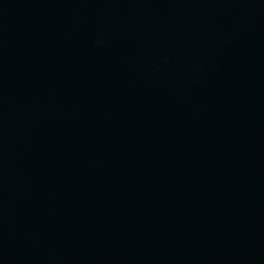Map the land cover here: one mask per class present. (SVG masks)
Listing matches in <instances>:
<instances>
[{"label": "water", "instance_id": "obj_1", "mask_svg": "<svg viewBox=\"0 0 264 264\" xmlns=\"http://www.w3.org/2000/svg\"><path fill=\"white\" fill-rule=\"evenodd\" d=\"M0 264H264V0H0Z\"/></svg>", "mask_w": 264, "mask_h": 264}]
</instances>
